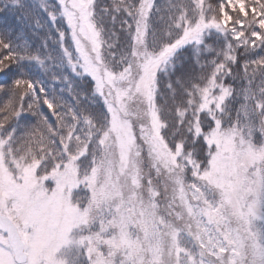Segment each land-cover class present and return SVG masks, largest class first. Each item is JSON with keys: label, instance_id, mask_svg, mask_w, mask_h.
Wrapping results in <instances>:
<instances>
[{"label": "snow or ice", "instance_id": "obj_1", "mask_svg": "<svg viewBox=\"0 0 264 264\" xmlns=\"http://www.w3.org/2000/svg\"><path fill=\"white\" fill-rule=\"evenodd\" d=\"M0 264H264V0H0Z\"/></svg>", "mask_w": 264, "mask_h": 264}, {"label": "trees", "instance_id": "obj_2", "mask_svg": "<svg viewBox=\"0 0 264 264\" xmlns=\"http://www.w3.org/2000/svg\"><path fill=\"white\" fill-rule=\"evenodd\" d=\"M213 2H216V0H213Z\"/></svg>", "mask_w": 264, "mask_h": 264}]
</instances>
